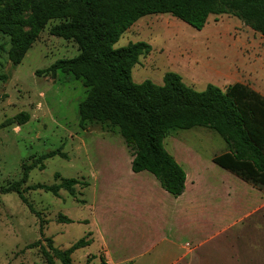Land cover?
Segmentation results:
<instances>
[{
    "label": "rangeland",
    "instance_id": "rangeland-1",
    "mask_svg": "<svg viewBox=\"0 0 264 264\" xmlns=\"http://www.w3.org/2000/svg\"><path fill=\"white\" fill-rule=\"evenodd\" d=\"M60 22L47 24L19 65L11 37L0 34V124L30 113L27 123L0 129V264H51L49 256L62 264L49 245L68 249L80 239L92 244L72 254L74 264H264V184L213 162L228 150L220 133L203 126L166 133L165 148L188 177L175 201L152 173L132 170L133 153L118 127L80 126L79 107L90 91L84 80L62 71L37 74L80 53L73 40L51 35ZM140 41L152 50L134 65L135 83L163 85L165 74L176 72L199 91L239 82L264 99V36L233 15H211L202 30L170 14L148 15L115 47ZM263 99L253 108L264 130ZM34 163L21 188L36 213L17 192H5ZM71 178L81 182L74 193L32 189Z\"/></svg>",
    "mask_w": 264,
    "mask_h": 264
},
{
    "label": "trees",
    "instance_id": "trees-1",
    "mask_svg": "<svg viewBox=\"0 0 264 264\" xmlns=\"http://www.w3.org/2000/svg\"><path fill=\"white\" fill-rule=\"evenodd\" d=\"M155 14H170L197 30L205 27L211 15L229 14L264 36V0H0V34L11 37L12 61L19 65L47 24L60 20L50 28L51 35L73 40L80 53L60 58L37 74L55 76L62 71L83 79L90 91L79 107L80 126L99 121L118 127L133 153L132 170L152 173L171 195H182L187 180L186 171L164 145L166 133L173 128L203 126L217 131L228 150L213 162L246 182L264 184V130L253 108L254 100L263 96L239 82L226 90L210 83L199 91L176 72L166 73L163 85L133 81L134 65L152 46L144 41L118 48L115 44L138 20ZM29 120L30 113L21 112L1 123L0 129ZM56 154L52 151L39 160ZM36 167L37 163L25 165L22 180L5 190L17 192L34 213L21 187ZM79 183L71 178L32 189L55 195L61 189L74 193ZM91 244L80 239L68 249L52 244L49 249L62 264H74L72 254ZM44 254L48 255L45 249ZM49 261L52 264L50 256Z\"/></svg>",
    "mask_w": 264,
    "mask_h": 264
},
{
    "label": "crops",
    "instance_id": "crops-1",
    "mask_svg": "<svg viewBox=\"0 0 264 264\" xmlns=\"http://www.w3.org/2000/svg\"><path fill=\"white\" fill-rule=\"evenodd\" d=\"M188 178V177H187ZM159 182V181H158ZM186 185H187V180H186ZM186 188H187V186H186ZM166 191V190H165ZM167 192V191H166ZM185 192H186V189H185V191L183 192V194L182 195H180V196H178V197H176L175 198V201H179V200H181V198H183V195L185 194ZM168 194H170L169 192H168ZM247 195L250 197V201H253L252 199H253V197L255 196L253 193H251V192H247ZM173 196V195H172ZM175 197V196H174ZM255 200V199H254ZM173 206H176V205H173ZM252 206V208H250V209H253L255 206H256V204H252L251 205ZM177 208V207H176ZM247 214V213H246ZM245 214V215H246ZM237 222V221H236ZM189 246V245H188ZM186 248V247H185ZM107 264H110V263H107Z\"/></svg>",
    "mask_w": 264,
    "mask_h": 264
}]
</instances>
